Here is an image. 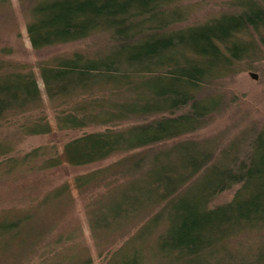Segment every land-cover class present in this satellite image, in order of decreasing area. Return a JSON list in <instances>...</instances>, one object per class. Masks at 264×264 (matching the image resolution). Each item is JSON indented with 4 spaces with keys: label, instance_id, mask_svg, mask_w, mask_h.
Here are the masks:
<instances>
[{
    "label": "trees",
    "instance_id": "1",
    "mask_svg": "<svg viewBox=\"0 0 264 264\" xmlns=\"http://www.w3.org/2000/svg\"><path fill=\"white\" fill-rule=\"evenodd\" d=\"M18 1L34 50L88 38L99 44L39 66L49 105L62 110L54 126L40 120L25 132L102 129L69 140L60 152L36 149L25 159L44 151V167L52 169L136 154L2 218L0 249L21 243L27 257L55 227L52 219L73 207V191L83 197L104 186L89 198L84 217L100 255L111 250L107 264H264V127L249 128L222 149L214 138L188 137L205 129L222 104L210 86L263 55L264 0H234L229 11L187 26L184 3L191 0ZM10 6L0 0V13ZM42 101L33 70L0 67V117ZM233 189L230 201L214 203ZM37 211L49 223L38 221ZM73 235L52 239L42 264H90L88 248L74 241L63 248ZM246 236L258 237L256 249L228 252L233 238Z\"/></svg>",
    "mask_w": 264,
    "mask_h": 264
},
{
    "label": "rangeland",
    "instance_id": "2",
    "mask_svg": "<svg viewBox=\"0 0 264 264\" xmlns=\"http://www.w3.org/2000/svg\"><path fill=\"white\" fill-rule=\"evenodd\" d=\"M233 1H187L184 6L188 7L189 17L181 26L200 24L229 11ZM96 40L97 38H88L78 42L34 50L26 31L24 9L19 1L11 0L10 8L0 13V67L2 71L11 69L33 70L38 77L43 96L40 107L23 112H10L0 117V220L2 218H14L17 213L33 209L38 206L48 192L64 183H72L76 176L106 168L121 159L136 154L117 155L88 166L61 165L52 169L44 167L45 161L50 157L49 154H44V151L42 152L43 155L37 158L25 159L28 154L36 149H50L60 152L63 145L69 140L84 133L102 129L89 127L83 130H57L54 128L48 134H28L25 132L29 125H34L40 120L49 122L54 126L55 117L62 110V105H49L40 79L39 66L57 57L69 56L75 52L92 53L99 46ZM241 67V72L221 79L210 86L211 92L221 95L222 104L205 129L188 137L214 138L218 140V145L222 149L249 128L264 127V51L258 59L247 60ZM250 73L255 74L257 78H252ZM118 181L122 182L123 180L118 177ZM105 190L104 186H100L83 197L73 191V207L59 217L52 219L55 227L51 228V232L45 233L34 251L33 247H30L27 250L30 251L29 255L23 257V252L27 248L22 250L20 248L22 244L18 243L20 239H12L10 242L18 243V245L11 250L0 249V264H42V260L50 255L48 253L50 249L45 250V248L52 243V239L64 232H73L74 235L70 241L63 243V248L76 242L81 247L89 249L90 264H107L111 250L100 255V251L94 247L84 217L89 198ZM234 192L235 189L224 192L214 203L221 204L230 201ZM35 215V218L40 222L51 220L39 211L35 212ZM133 233L134 231L131 235ZM241 238H233L230 241L228 252L238 253L236 247L240 248L239 246H243L240 250L242 253L246 252L247 249H256L259 242L258 237L246 236ZM232 264H238V262Z\"/></svg>",
    "mask_w": 264,
    "mask_h": 264
},
{
    "label": "water",
    "instance_id": "3",
    "mask_svg": "<svg viewBox=\"0 0 264 264\" xmlns=\"http://www.w3.org/2000/svg\"><path fill=\"white\" fill-rule=\"evenodd\" d=\"M250 76H251L252 78H254V79L257 78V76H256L255 74H253V73H250Z\"/></svg>",
    "mask_w": 264,
    "mask_h": 264
}]
</instances>
